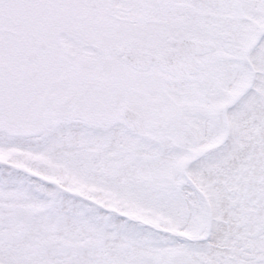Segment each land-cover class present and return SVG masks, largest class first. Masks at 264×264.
I'll use <instances>...</instances> for the list:
<instances>
[{
	"label": "snow or ice",
	"instance_id": "snow-or-ice-1",
	"mask_svg": "<svg viewBox=\"0 0 264 264\" xmlns=\"http://www.w3.org/2000/svg\"><path fill=\"white\" fill-rule=\"evenodd\" d=\"M0 264H264V0H0Z\"/></svg>",
	"mask_w": 264,
	"mask_h": 264
}]
</instances>
